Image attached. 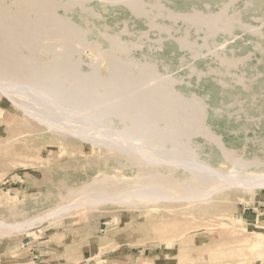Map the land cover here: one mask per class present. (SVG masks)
Wrapping results in <instances>:
<instances>
[{"label":"bare ground","instance_id":"bare-ground-1","mask_svg":"<svg viewBox=\"0 0 264 264\" xmlns=\"http://www.w3.org/2000/svg\"><path fill=\"white\" fill-rule=\"evenodd\" d=\"M169 1L0 0V94L39 134L91 145L108 153L104 163L116 164L114 173L100 170L66 189L67 195L59 194L62 202L43 215L0 219V236L74 210L197 208L227 190L264 188V174L249 172L264 167V151L252 155L227 143L229 128L216 126L236 114L240 101L228 94L236 88L223 90L217 78L219 84L199 90V82L218 75L225 65L233 66L238 83V68L244 67L254 71L244 79L248 102L264 105V64L253 65L249 55L264 50V17L254 18L261 0H245L240 18L239 0L214 1L218 5L213 8L205 0L190 11L172 10L164 4ZM122 9L148 18L150 30L136 32L127 22L119 32L106 23L98 26L105 12ZM163 19L170 25L161 24ZM156 29L166 37L157 36ZM231 36H238V42L223 48ZM162 44L190 53L185 77L148 59ZM92 47L96 53H90ZM252 116L247 117L252 122L264 120L263 114ZM257 242L248 246L263 259Z\"/></svg>","mask_w":264,"mask_h":264},{"label":"rangeland","instance_id":"rangeland-1","mask_svg":"<svg viewBox=\"0 0 264 264\" xmlns=\"http://www.w3.org/2000/svg\"><path fill=\"white\" fill-rule=\"evenodd\" d=\"M204 1L171 0L164 4L172 10L190 11L202 6ZM214 1L219 0H209L212 8L218 5ZM260 2L255 19L264 17V0ZM238 5L241 10L236 15L240 18L245 0H239ZM104 16V20L97 22L98 26L106 23L115 32L122 30L126 22L136 32L151 28L148 18H137L124 9L105 12ZM161 24L170 25L166 19ZM155 34L166 37L157 29ZM240 38L252 46L246 36ZM228 40L222 43L223 48L237 43L238 36ZM162 45L156 46L148 59L185 77L184 60L190 53L177 45L171 49ZM103 48H107L106 45ZM89 51L96 53L97 48L92 47ZM249 55L253 65L264 64V50L259 53L252 50ZM210 65L217 69L215 62ZM232 68L230 65L219 68L218 75L206 78L205 83L199 82V90L205 91L207 86L219 84L218 79L223 82V90L236 88L234 93H228L229 97L240 101L236 114L226 115L216 121V126L229 128L225 134L227 143L244 148L252 155L263 156L264 147L256 143H264V120L252 122L249 119L253 118L254 112L264 115V105L258 101L248 102V90L244 87V79L252 78L254 71L238 68L241 79L235 83ZM260 73H264V69ZM24 117L0 94V219L7 222L43 215L62 202L59 194L67 195L66 189L88 181L100 170L114 173L116 168L112 160L104 163L108 153L100 154L93 146L76 140L68 139L62 143L57 137L41 135L40 130L28 125V119ZM232 128L237 132H231ZM249 172L262 175L264 167ZM217 196L198 209L161 207L154 211L145 207L126 210L103 206L86 213L74 210L60 216L61 219L50 218L30 230L0 236V264H264V258L260 259L257 251L248 246V242L258 241L262 244L259 251L264 252V188L227 190ZM36 255L38 259L34 258Z\"/></svg>","mask_w":264,"mask_h":264},{"label":"crops","instance_id":"crops-1","mask_svg":"<svg viewBox=\"0 0 264 264\" xmlns=\"http://www.w3.org/2000/svg\"><path fill=\"white\" fill-rule=\"evenodd\" d=\"M38 255H36V256H34V258H36V259H38ZM43 259L41 258V261H42ZM34 264H40V263H38V262H34ZM97 264V263H96Z\"/></svg>","mask_w":264,"mask_h":264}]
</instances>
